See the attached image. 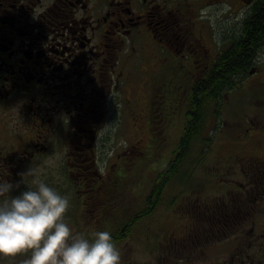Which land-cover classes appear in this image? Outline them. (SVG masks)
<instances>
[{
  "label": "flooded vegetation",
  "instance_id": "obj_1",
  "mask_svg": "<svg viewBox=\"0 0 264 264\" xmlns=\"http://www.w3.org/2000/svg\"><path fill=\"white\" fill-rule=\"evenodd\" d=\"M263 5L264 0H0V178L19 183L12 193L17 195L27 189L21 173L32 166L39 174L59 159L64 176H77L79 184L103 181L96 162L108 138L99 131L109 113L120 111L119 91L151 75L143 64L155 72L137 124L151 125L161 140L169 116L186 123L189 113L176 82L186 79L196 88L212 82L215 64L236 47L250 50L238 60L252 65L244 81L263 64L261 35H247ZM244 157L238 156L243 181H227L224 187L234 193L223 196L226 211L213 214L214 223H225L213 224L208 236L219 242L222 264H247L246 258L264 264V229L258 232L264 227V158L247 155L253 163L243 170ZM24 179L35 187L31 176ZM117 185L110 183L114 197ZM249 248L263 251L258 256Z\"/></svg>",
  "mask_w": 264,
  "mask_h": 264
},
{
  "label": "rangeland",
  "instance_id": "obj_2",
  "mask_svg": "<svg viewBox=\"0 0 264 264\" xmlns=\"http://www.w3.org/2000/svg\"><path fill=\"white\" fill-rule=\"evenodd\" d=\"M261 56L263 64L258 66V70L250 77V80L241 82L236 90L221 99L219 115H215L212 107L207 116L206 130L202 135L209 141L199 140L193 146L180 173L165 188L161 203L155 212L140 221L130 235L128 234L122 242L117 244L121 251V264H222L223 258L218 257L219 242H214L208 237L196 241L197 244L200 243L199 245H208L199 249L194 262L193 258L186 260L184 256L179 257L175 254L186 247L181 231L190 221L191 210L198 208L203 214L209 203L213 202L217 205L224 200L223 196L226 192L234 193L232 188L229 190L228 187H223L228 180L238 185L243 181L244 177L240 169L242 161L239 163L238 156L264 158V48ZM143 67H149L148 72L151 75L133 83L130 82L133 87L127 91H119L122 98V100L119 99L120 111L109 113L106 122H103L102 130L99 131L101 139L107 137L108 140L104 142L106 145L98 147L99 157L96 167L106 175L103 178V184L99 186L92 181L98 193L91 195V183L79 184L77 176H64L62 160L52 159L46 163V167L39 168V175L42 173L41 178L56 187L62 194H69L71 203L66 213V220L72 227L73 234L83 233L90 237L93 232L101 230L100 226L114 224L117 220L124 222L121 219L124 217L123 210L128 212L133 210L132 215H135L136 211L143 206L145 194L134 191L135 188L139 189L143 185L142 179H136L138 168H136L137 165L135 166V161L138 157L142 158L150 154L152 158V149L156 154L158 151L164 154L165 149L166 160L174 158L173 151L183 132L180 119L175 116L168 117L166 130L170 131L171 140L166 137L164 131L161 132L165 138L160 133L162 138L160 140L159 135L157 137L154 135L152 131L154 128L151 125L137 124L140 116L138 106L151 92L149 83L155 72L150 64H143ZM190 84L191 81L186 79L182 85L176 82V86L181 89L184 111H187L186 98ZM122 85L125 87V83ZM161 127L157 126V128ZM247 129L250 131L248 134ZM160 142L162 145L160 144L158 148ZM151 160L155 162L152 163L148 172L145 171L150 178L149 184L155 182L159 173L157 169L161 163V159L157 157ZM130 161L134 162L133 166H130ZM251 163L253 161H249V157H246L243 170L248 169ZM118 170L122 171L124 177L121 178L122 180L118 179L117 184L120 187L115 193L116 199L108 185L118 175ZM45 173H48V177L43 175ZM87 192H90V195H87ZM240 194L243 193L240 192ZM244 196L249 199L246 194ZM99 206L103 208L100 212H98ZM250 210L246 211L250 212ZM103 220H108L107 224L103 223ZM263 229V226H259L258 232H262ZM105 230L110 231V228ZM159 243L168 244L170 251H165L162 247L158 250ZM257 243H260V240ZM262 251L259 248H249L248 252H255L259 256ZM27 256L28 254L0 257V264H21ZM245 261L250 264L251 259L246 258Z\"/></svg>",
  "mask_w": 264,
  "mask_h": 264
},
{
  "label": "trees",
  "instance_id": "obj_3",
  "mask_svg": "<svg viewBox=\"0 0 264 264\" xmlns=\"http://www.w3.org/2000/svg\"><path fill=\"white\" fill-rule=\"evenodd\" d=\"M256 33L261 35L262 44L264 46V8L257 15V17L253 19V23L248 27V37L254 40ZM249 52V49L237 47L225 51L223 56L214 66V79L212 82H200L197 88L194 86V83L190 84L186 98V107L189 113L186 114V123H184V121L182 123L183 129L181 128V130L183 132L180 136L181 139L176 145V149L173 151L174 158L167 161V151L165 149L163 150L165 151L164 154L159 151L156 154L154 149L151 150L153 151L152 158L157 157L161 159L160 167L157 169L159 173L157 174L154 183L149 184L150 178H148L147 173L145 172H148L152 163L155 162L151 160L152 158L150 157V154L145 155L142 158L138 157V159H136L135 166L137 165L136 168H138V175L136 179H142L141 183H143V185L139 189L135 188L134 191L137 190L145 194L146 197L144 198L143 206L136 211L135 215H132L133 210L130 212L123 210L122 215H124V217H122V220L124 222H120L118 220L114 224L111 223L105 226H100L101 230H105L108 227L110 228V232L116 244L122 242L124 237L126 238L128 234L130 235L134 227L139 224L140 221L151 216L155 212L156 208L161 203L162 196L166 190L165 188L168 186L169 182L180 173L182 166L184 165L188 155L192 151L193 146L197 143V141H209L202 136L203 132L206 130V118L208 115L207 110L208 108L210 109L213 107L215 115H219L221 99L224 98V96L228 93L236 90L238 85L245 80L250 69L252 68V65H239L238 60L244 58V56L247 57ZM170 92L172 93V96H175L177 99V90L175 91V86L171 88ZM154 132L155 136L157 137V135H159V131L154 129ZM165 135L171 140L169 130L165 131ZM160 144L162 145V142L158 144V148H160ZM129 164L130 166H133L134 162L130 161ZM153 168H155V166H153ZM118 171V175H116L115 179L112 180L114 182H118V179L122 180L121 178L124 177L122 171ZM98 179L99 178H96V180ZM101 184H103V181L100 180L95 183L96 186ZM108 186L111 188L110 184ZM224 186L225 185H223V187ZM119 187L120 186L117 185L118 189ZM146 188H148L150 191H147ZM96 192L98 193L93 185L91 195L93 196V194ZM87 195H90V192H87ZM195 202L197 203V201ZM224 202L225 201L223 200L217 205H214L213 202L209 203L204 209L203 214H201L198 208H193L191 210L190 221L186 225V228L181 231L183 232L182 236L186 241V247L185 249H181L175 255H178L179 257L184 256L186 260L193 258L194 262L199 249H202L204 246L208 245H199L200 243L197 244L196 241L201 238L204 239L212 234L213 230H211V228L213 227V224L215 227H218L220 226V223H225L223 218H220L217 223H214L213 219V214L215 211L218 214L220 212L223 214V212L226 211L223 205ZM248 205H250V203ZM101 209H103L102 206H99L98 212H100ZM246 210H249L248 206L246 207ZM181 220L183 221V217H181ZM103 221L105 224L108 222V220ZM209 239L211 240L212 238ZM161 247L163 250L165 249V251H170L168 250V244L159 243L157 245V249L160 250Z\"/></svg>",
  "mask_w": 264,
  "mask_h": 264
},
{
  "label": "clouds",
  "instance_id": "obj_4",
  "mask_svg": "<svg viewBox=\"0 0 264 264\" xmlns=\"http://www.w3.org/2000/svg\"><path fill=\"white\" fill-rule=\"evenodd\" d=\"M31 176V185L24 177ZM27 189L0 178V257L28 254L21 264H121V251L108 230L89 237L73 234L66 220L70 197L37 173H21Z\"/></svg>",
  "mask_w": 264,
  "mask_h": 264
}]
</instances>
